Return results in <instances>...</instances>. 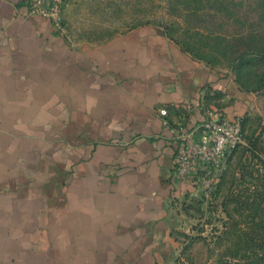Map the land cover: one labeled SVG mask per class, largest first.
<instances>
[{
	"label": "crops",
	"instance_id": "1",
	"mask_svg": "<svg viewBox=\"0 0 264 264\" xmlns=\"http://www.w3.org/2000/svg\"><path fill=\"white\" fill-rule=\"evenodd\" d=\"M227 83L159 28L83 44L0 0V264H159L195 190L179 148Z\"/></svg>",
	"mask_w": 264,
	"mask_h": 264
},
{
	"label": "rangeland",
	"instance_id": "2",
	"mask_svg": "<svg viewBox=\"0 0 264 264\" xmlns=\"http://www.w3.org/2000/svg\"><path fill=\"white\" fill-rule=\"evenodd\" d=\"M65 24L67 39L92 45L159 28L238 89L223 101L231 111L219 110L240 139L222 156L195 160L186 179L195 190L176 209L175 250L159 264H251L253 252L264 256L255 246L264 247V163L251 153L256 146L264 156V0H66Z\"/></svg>",
	"mask_w": 264,
	"mask_h": 264
},
{
	"label": "built area",
	"instance_id": "3",
	"mask_svg": "<svg viewBox=\"0 0 264 264\" xmlns=\"http://www.w3.org/2000/svg\"><path fill=\"white\" fill-rule=\"evenodd\" d=\"M65 3L66 0H27V14H35L45 18L59 34L65 35L67 33ZM160 114L163 116V124L170 127V131L176 135L177 132L168 119V110L162 108ZM222 115L220 110L211 113L212 118L205 119L198 128L200 134L190 135L185 142L181 143L177 166V175L180 179H187L194 168L196 159L202 160L222 156L228 148L234 147L240 139L237 135L236 125L220 123ZM207 130L213 131L210 137L206 135Z\"/></svg>",
	"mask_w": 264,
	"mask_h": 264
},
{
	"label": "trees",
	"instance_id": "4",
	"mask_svg": "<svg viewBox=\"0 0 264 264\" xmlns=\"http://www.w3.org/2000/svg\"><path fill=\"white\" fill-rule=\"evenodd\" d=\"M262 151H263L262 148H258L256 146H254L253 148L251 147L252 158L254 159V161H258L259 160V162H263L264 163V160H263L264 156H262ZM259 162L256 164V166H258ZM256 168H259V167H256ZM262 239H259V241H261ZM255 240H256V237H252L250 241L253 242ZM255 246H257V249H260V250L264 251V247L261 244H255ZM253 254L256 255L255 256L256 260H254V262H252L251 264H255V263L261 264L262 261L264 260V256L263 255H259V254L255 253V252H253ZM236 256H237V254H236ZM246 257H247V255H245L243 258H246Z\"/></svg>",
	"mask_w": 264,
	"mask_h": 264
}]
</instances>
